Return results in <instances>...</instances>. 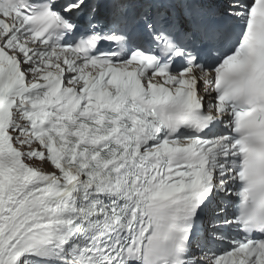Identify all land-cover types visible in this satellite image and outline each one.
Segmentation results:
<instances>
[{
	"label": "snow or ice",
	"instance_id": "6c2138e0",
	"mask_svg": "<svg viewBox=\"0 0 264 264\" xmlns=\"http://www.w3.org/2000/svg\"><path fill=\"white\" fill-rule=\"evenodd\" d=\"M0 264H264V0H0Z\"/></svg>",
	"mask_w": 264,
	"mask_h": 264
}]
</instances>
